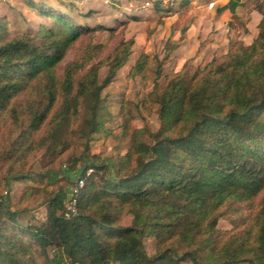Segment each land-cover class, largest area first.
I'll use <instances>...</instances> for the list:
<instances>
[{
	"label": "trees",
	"instance_id": "1",
	"mask_svg": "<svg viewBox=\"0 0 264 264\" xmlns=\"http://www.w3.org/2000/svg\"><path fill=\"white\" fill-rule=\"evenodd\" d=\"M32 5L51 26L11 34L0 15V264H264V0L255 4L261 20L251 43L236 41L204 67L186 65L145 94L143 107L159 109L155 130L133 123L128 98L117 128L105 124L113 113L101 91L125 65L133 39L105 54L95 27L53 5ZM149 61L142 53L129 75L148 78ZM102 133L128 142L114 174L85 157L71 181L84 179L77 212L64 215L71 188H59L44 197L43 220L22 222L75 135ZM39 155L44 171L32 169ZM67 158L75 168L79 157ZM13 181L21 190L16 206ZM221 218L231 226L220 227ZM145 237L155 240L153 254Z\"/></svg>",
	"mask_w": 264,
	"mask_h": 264
},
{
	"label": "rangeland",
	"instance_id": "2",
	"mask_svg": "<svg viewBox=\"0 0 264 264\" xmlns=\"http://www.w3.org/2000/svg\"><path fill=\"white\" fill-rule=\"evenodd\" d=\"M30 1H33L32 3ZM0 0V15L8 18L11 34L32 31L44 24L51 26L52 20L35 9L33 3H44L62 9L82 23L95 27L93 38L108 45L105 54L114 45L124 39H133L131 54L125 65L120 68L113 81L105 86L101 95L107 100V106L113 113L105 122L107 127L117 128L122 122L119 109L125 98L132 101L133 123L138 127L148 126L155 130L159 126L158 106L149 113L141 101L151 91L156 82L162 83L168 74L182 69L186 65L204 67L213 59L223 58L238 40L251 43L258 34L261 14L255 9L258 0H242L235 11L226 8L227 0ZM69 5H68V4ZM158 3V4H157ZM113 30V31H111ZM89 33L84 35V40ZM78 42L68 54L70 60L78 52ZM142 53H148V78L131 77V67ZM160 67V72L158 68ZM107 68L99 70L102 80ZM128 142L114 133L95 134L91 139L84 135H75L74 146L69 156L77 155L79 161L71 168L72 160L65 156L60 166L52 169V178L44 184L45 190L28 202V211L19 215L22 222L41 221L45 218L44 197L49 191L59 188L67 192L76 181L79 172L87 163L105 162L111 174L117 163L119 153L126 150ZM32 169L44 171L45 159L39 155L32 162ZM17 182H11L8 195L14 206L20 194ZM130 223V216L122 221ZM220 227H230L226 219H219ZM148 254L155 252V240L144 238ZM182 264H193L186 259Z\"/></svg>",
	"mask_w": 264,
	"mask_h": 264
},
{
	"label": "built area",
	"instance_id": "3",
	"mask_svg": "<svg viewBox=\"0 0 264 264\" xmlns=\"http://www.w3.org/2000/svg\"><path fill=\"white\" fill-rule=\"evenodd\" d=\"M92 171V169H89V172ZM84 185V179H79V181L71 187V191L69 194V197L65 201V207H64V215L66 217H71L77 212V196L80 192V189Z\"/></svg>",
	"mask_w": 264,
	"mask_h": 264
}]
</instances>
